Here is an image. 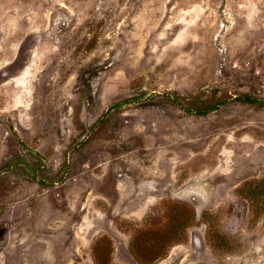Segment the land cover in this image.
<instances>
[{
    "label": "rangeland",
    "instance_id": "rangeland-1",
    "mask_svg": "<svg viewBox=\"0 0 264 264\" xmlns=\"http://www.w3.org/2000/svg\"><path fill=\"white\" fill-rule=\"evenodd\" d=\"M0 264H264V0H0Z\"/></svg>",
    "mask_w": 264,
    "mask_h": 264
}]
</instances>
